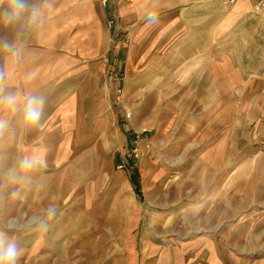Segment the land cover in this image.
I'll return each instance as SVG.
<instances>
[{"label":"crops","instance_id":"crops-1","mask_svg":"<svg viewBox=\"0 0 264 264\" xmlns=\"http://www.w3.org/2000/svg\"><path fill=\"white\" fill-rule=\"evenodd\" d=\"M26 2L41 10L35 24L27 22L26 14L7 23L4 14L15 6L0 0V72L5 74L0 96L15 93L23 100L35 95L43 105L35 124L24 123L19 108H0V119L7 122L0 133V205L8 198L3 194L7 187L15 211L22 204L33 216L48 214L50 206L59 212L75 199L76 205H85L83 211L99 202L97 211H105V220L112 213L126 214L117 198L127 194L131 202L133 193L142 200V182L137 169L122 179L117 150L130 143L132 129L161 121L163 109L195 107L204 110L202 116L180 133V141L203 142L197 170L231 174L230 182L226 177L219 183L221 189L249 190L242 207L257 208L243 213L232 237L239 252L264 253V191L261 198L257 195L264 190V95L256 94L262 79L255 77L264 17L254 12L256 0H237L233 6L221 0H113L108 8L100 0ZM115 11L118 21L110 27ZM120 32L130 42L122 41L112 52L114 68L106 71L102 58ZM4 44L15 45L18 54ZM244 59L256 66L248 80L240 63ZM195 63L198 69L190 68ZM186 77L194 80L179 96ZM243 82L239 91L242 97L245 90V100L237 101L231 94ZM126 107L132 118L123 123ZM248 109L244 122L239 115ZM24 158L43 163L25 171L20 168ZM141 167L150 179L146 185L157 186V164ZM130 205V221H135L141 207L136 200ZM132 228L129 224L125 233Z\"/></svg>","mask_w":264,"mask_h":264},{"label":"rangeland","instance_id":"rangeland-1","mask_svg":"<svg viewBox=\"0 0 264 264\" xmlns=\"http://www.w3.org/2000/svg\"><path fill=\"white\" fill-rule=\"evenodd\" d=\"M262 37L261 34V40ZM125 40L122 32L114 38L110 53L102 58L106 71L114 68L112 52ZM260 48L262 56L257 76L255 62L244 59L240 63L244 66L246 80L252 75L262 79L256 94L264 95V47ZM120 62L123 64L124 60ZM198 66L195 63L190 68L198 69ZM181 80L184 86L179 96L185 94L194 77ZM240 87H244V82L231 94L237 101L245 100V90L241 97ZM203 111L195 107L163 109L161 121L148 126L152 133L145 137V143L141 142L139 159L129 157L130 143L117 150L120 155L117 169L123 172L122 179L137 169L142 182V200L131 193L141 207L135 221H130L129 217L130 204L135 200L130 202L127 194L118 197L116 202L120 208L126 206L127 213H112L109 220L103 219L105 211H97L99 202H93L90 210L83 211L85 205H76V199L49 218L43 212L33 216L22 204L18 205L19 211H15V205L9 203L13 191L5 187L3 194L8 198L3 206L0 205V233L6 243L16 244L19 253L16 264H210L211 261L214 264L220 261L224 264H264V253L243 254L236 249V238L232 237V227L241 222L243 213H248L249 208H257V204L242 207V197L249 190L221 189L219 183L226 177L230 182L231 174H206L197 170L201 158L196 156L203 142L180 141V133L202 116ZM250 111L242 110L239 119L244 118L246 122ZM159 124L164 125V131H159ZM260 147L264 148V142ZM122 162L127 164V169L118 168ZM145 163L149 166L157 164V171L161 172L157 186L146 185L150 179L141 172ZM263 191L257 192L258 197H262ZM110 200L105 198L106 202ZM103 208L107 209V206ZM36 217L41 218L39 222ZM129 224H133L132 230L127 231L130 235L125 233ZM111 230L115 233L113 236L107 234Z\"/></svg>","mask_w":264,"mask_h":264},{"label":"clouds","instance_id":"clouds-1","mask_svg":"<svg viewBox=\"0 0 264 264\" xmlns=\"http://www.w3.org/2000/svg\"><path fill=\"white\" fill-rule=\"evenodd\" d=\"M14 4V10L5 13L4 19L7 23H13L19 20L25 14L27 15V22L29 24H35L38 22L41 10L39 7H30L26 0H12ZM5 49L12 51L14 55L18 54V49L15 45L4 44ZM5 79V74L0 72V81ZM43 101L40 97L35 95H29L21 100L15 93H9L8 95L0 96V108L7 109L9 111H16L18 108L21 111L23 122L26 124H35L39 121L41 116ZM6 121L0 119V133H3ZM43 161L38 158H24L20 161V168L22 170H29L42 164ZM15 179V177H12ZM48 217L53 218L56 214L54 206H50L47 210ZM37 222L40 221V217L35 218ZM18 249L15 243L5 242L3 233H0V264H16L18 257Z\"/></svg>","mask_w":264,"mask_h":264},{"label":"built area","instance_id":"built-area-1","mask_svg":"<svg viewBox=\"0 0 264 264\" xmlns=\"http://www.w3.org/2000/svg\"><path fill=\"white\" fill-rule=\"evenodd\" d=\"M101 4L103 7L108 8L111 5V2L113 0H100ZM223 4H225L226 6H233L236 4L237 0H221ZM254 12L256 14H258L259 16L264 17V0H256V2L254 3ZM118 21V14L117 12H113V14L111 15L110 19H109V26L112 27L114 26ZM126 43L130 42V38L127 37L126 38ZM109 59H106V62H108ZM123 90L121 88H119L117 90V96L120 98L122 96ZM125 121H129L132 118V112L131 110L126 107L125 108ZM152 133V129L148 128V127H143L140 128L138 130H131V140H130V152H129V157L131 158V160H137L140 157V149L139 146L141 144V142L145 143V137L148 136L149 134ZM144 145V144H143ZM129 167L132 168V164ZM119 169H127V164L122 162L118 165ZM135 170V169H134ZM133 170V171H134Z\"/></svg>","mask_w":264,"mask_h":264},{"label":"trees","instance_id":"trees-1","mask_svg":"<svg viewBox=\"0 0 264 264\" xmlns=\"http://www.w3.org/2000/svg\"><path fill=\"white\" fill-rule=\"evenodd\" d=\"M138 174H134L133 175V183L135 184V187H136V191L137 193H139V183H138Z\"/></svg>","mask_w":264,"mask_h":264},{"label":"bare ground","instance_id":"bare-ground-1","mask_svg":"<svg viewBox=\"0 0 264 264\" xmlns=\"http://www.w3.org/2000/svg\"><path fill=\"white\" fill-rule=\"evenodd\" d=\"M180 161V160H179Z\"/></svg>","mask_w":264,"mask_h":264}]
</instances>
